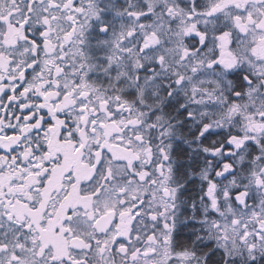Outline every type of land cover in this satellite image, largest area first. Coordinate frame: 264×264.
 Instances as JSON below:
<instances>
[{
    "label": "snow or ice",
    "instance_id": "6c2138e0",
    "mask_svg": "<svg viewBox=\"0 0 264 264\" xmlns=\"http://www.w3.org/2000/svg\"><path fill=\"white\" fill-rule=\"evenodd\" d=\"M0 264H264V0H0Z\"/></svg>",
    "mask_w": 264,
    "mask_h": 264
}]
</instances>
